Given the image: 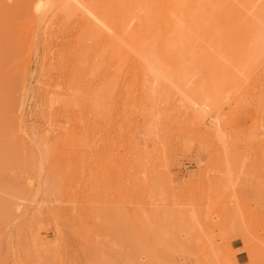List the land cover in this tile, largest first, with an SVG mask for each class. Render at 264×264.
Here are the masks:
<instances>
[{
	"label": "rangeland",
	"instance_id": "rangeland-1",
	"mask_svg": "<svg viewBox=\"0 0 264 264\" xmlns=\"http://www.w3.org/2000/svg\"><path fill=\"white\" fill-rule=\"evenodd\" d=\"M159 2L83 0L158 80L87 10L0 0V264H264V0Z\"/></svg>",
	"mask_w": 264,
	"mask_h": 264
},
{
	"label": "bare ground",
	"instance_id": "bare-ground-1",
	"mask_svg": "<svg viewBox=\"0 0 264 264\" xmlns=\"http://www.w3.org/2000/svg\"><path fill=\"white\" fill-rule=\"evenodd\" d=\"M158 0H154V2H156ZM182 1V0H181ZM255 4L257 3V1H261V0H255ZM44 2L46 4L48 3H53V4H57V8L58 10L59 9H66V8H72L74 7L75 9H78V10H82V9H85L88 11V5L84 4L83 3V0H64L63 3L60 5L61 2H59V0H44ZM161 2V0H160ZM159 2V5H161ZM176 2V1H175ZM122 3V2H121ZM158 3V2H157ZM156 3V4H157ZM162 3V2H161ZM173 3V2H172ZM259 3V2H258ZM174 4V3H173ZM155 5V4H154ZM164 5V4H163ZM176 5V3H175ZM252 5L254 6V3H252ZM251 5V6H252ZM162 6V5H161ZM160 6V7H161ZM169 6V2L168 1H165V7H168ZM252 6V7H253ZM156 7V6H155ZM157 9V8H156ZM163 10H165V8H162ZM160 9V10H161ZM162 11V10H161ZM89 15H91L93 18H94V21H95V24L98 26V28H103L105 30V36L110 38V39H113L112 41H118L117 43H119L118 45H121V46H124V47H127L129 48L130 50H132V54H134L135 56H137L139 59H141L146 65V67L148 68L147 71H150L151 74L153 73V75L156 74L161 76L162 78H166L165 76V70L163 71L161 69V67L159 68L154 62H152L140 49L136 48L135 46L131 45L125 35H124V31L127 29V27H129V25L133 22L134 20V16H125L121 19H118L117 21H114V20H111L109 19L106 15H104L103 13L101 14H95L93 13L92 11H88ZM118 13V12H117ZM114 17H116V13H113ZM116 14V15H115ZM120 15V13L118 14ZM121 17V16H119ZM255 17V16H254ZM114 19V18H113ZM175 20V19H174ZM124 30V31H123ZM190 32V31H189ZM261 33H264V31H262ZM107 38V39H108ZM123 48V47H122ZM145 67V68H146ZM146 68V69H147ZM145 69V70H146ZM149 76V75H148ZM154 76V77H155ZM158 76V77H159ZM157 77V76H156ZM155 77V78H156ZM157 77V78H158ZM161 79L160 77L158 78V80ZM148 83V82H147ZM152 83V82H151ZM150 85H153L150 84ZM148 87V86H147ZM154 87V86H153ZM154 90V89H151V91ZM154 92V91H153ZM183 92V91H182ZM186 95V94H183V96ZM187 96V95H186ZM185 96V97H186ZM206 97V96H205ZM188 98V102H190V107L193 109V111L197 112L195 114H197V116H199L201 118V120L204 121L205 119V116H206V113L207 111L205 110V108H208L205 106V104L201 101H199L198 99H195L193 97H189L187 96L186 97V100ZM207 104V102H206ZM209 109V108H208ZM210 116V119H211V123H212V127L214 128L215 132L219 135L221 134L222 135V130H221V119L218 115H212V114H209ZM207 117V116H206ZM212 128V129H213ZM219 135V136H221ZM222 139V138H221ZM222 141V140H221Z\"/></svg>",
	"mask_w": 264,
	"mask_h": 264
},
{
	"label": "crops",
	"instance_id": "crops-1",
	"mask_svg": "<svg viewBox=\"0 0 264 264\" xmlns=\"http://www.w3.org/2000/svg\"><path fill=\"white\" fill-rule=\"evenodd\" d=\"M247 257V255L243 252L240 251L237 254H235V260L240 263V264H244L245 263V258Z\"/></svg>",
	"mask_w": 264,
	"mask_h": 264
}]
</instances>
